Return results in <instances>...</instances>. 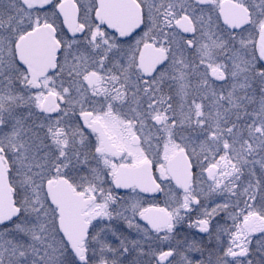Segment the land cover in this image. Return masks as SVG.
Here are the masks:
<instances>
[{
    "label": "snow or ice",
    "instance_id": "snow-or-ice-1",
    "mask_svg": "<svg viewBox=\"0 0 264 264\" xmlns=\"http://www.w3.org/2000/svg\"><path fill=\"white\" fill-rule=\"evenodd\" d=\"M0 264H264V0H0Z\"/></svg>",
    "mask_w": 264,
    "mask_h": 264
}]
</instances>
